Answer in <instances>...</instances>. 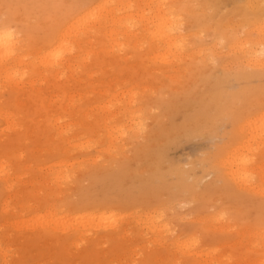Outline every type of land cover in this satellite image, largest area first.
Returning <instances> with one entry per match:
<instances>
[{"label": "rangeland", "instance_id": "374dc122", "mask_svg": "<svg viewBox=\"0 0 264 264\" xmlns=\"http://www.w3.org/2000/svg\"><path fill=\"white\" fill-rule=\"evenodd\" d=\"M96 1L0 0V27L13 34L18 52L0 65V264H211L225 254L231 258L224 264H264V193L243 190L232 199L216 188L207 194L201 186L213 174L201 165L198 185L193 172H164L190 168L199 158L207 163L232 127L264 110V74L252 75L250 98L238 118L218 124L217 138L204 132L170 147L162 139L193 112L191 99L212 114V105L201 104L209 98L227 102L220 90L236 91L243 84L235 81L240 72H253L246 62L231 61L227 50L234 34L242 38L245 30L237 14L228 12L232 0L214 11L206 0H191L176 12L192 48L177 64L149 56V40L137 21L133 33H114L121 50L108 47L107 25L77 40L83 43L71 54L88 53L74 68L40 64L69 15ZM249 31V39L256 37ZM137 120L145 123L142 132L135 129ZM256 151L251 164L259 167ZM160 172L155 179L163 190L141 188L150 173ZM179 188L178 198L162 197ZM101 205L114 207L117 232L112 224L101 228L87 219L107 211Z\"/></svg>", "mask_w": 264, "mask_h": 264}, {"label": "bare ground", "instance_id": "6f19581e", "mask_svg": "<svg viewBox=\"0 0 264 264\" xmlns=\"http://www.w3.org/2000/svg\"><path fill=\"white\" fill-rule=\"evenodd\" d=\"M222 1L223 0H206L205 3L206 6L210 4V10L214 11L219 9L217 8L219 6L217 4ZM232 2L234 5L228 12L237 14V17H239L238 25L242 26L245 30L242 38H239L237 34H234V39L232 38L233 40L228 42L227 50L228 52L231 51L233 53L230 57L231 61L235 60L240 63L246 62L247 65L252 66L254 70H252L253 72L239 71L240 74L238 72L239 78L235 79V81L243 84L237 86L236 91H230L228 89L220 90L227 99V102L221 103L217 98H209L207 104H201L204 108L208 105H212V114L205 113L200 108L197 100L191 99L190 101H195L192 103L193 112L191 114L193 115H185L182 123L175 126V128L170 131L171 135L162 138L163 141L169 143L167 147H170V145L181 137L196 138L197 134H204V132L210 133L217 138L218 124H223L228 120L233 122L234 118H238L242 112L241 104L247 102V99L250 98V93L247 92L250 90L246 89V87H248L247 84L249 78H252L253 76H256V78H262L264 74L263 70H261L264 68V64L260 59L264 56V0H243V2H236V0H232ZM94 3L83 12H80L79 10L73 11L77 14L72 13L69 15L70 19L67 21L66 25L64 24L65 26L58 34L55 41H51V44L48 45L50 48L45 50L43 55L39 57L40 62H38L40 64L46 63V65L49 64L51 67L53 65H64L67 69L69 67L72 69L75 64L80 63L78 60L84 58L88 53L86 52V54H83L84 56L80 54H71L75 46H79L83 43V41L80 43L77 40L81 39L82 35L84 36L85 33H94L95 30H98L101 33V29L107 25L111 26L105 30L110 39V41H108V47L114 46L121 50L122 48H119L121 47V42L118 41L117 38H114V33L115 35H120V37L123 35L117 28H122V30H124V34L133 33L135 30L134 23L136 21L140 22L141 27L145 32V37L149 40V46L147 49L149 51V56L151 55L152 58H160L164 63L174 61L175 63H173L177 64L181 55L187 54L188 56V51L190 52V49L192 50L189 46L191 39L189 38L188 40H185V35L180 29L181 18L180 15L176 13L182 12V8H186L190 5L191 0H135L134 3L131 2V0H98V2L96 1V3ZM161 5L166 6L167 8H161ZM145 8H148V10L145 11ZM201 10L203 9L201 8ZM230 18L232 19V17ZM235 22V24H237V21ZM228 23L230 25V22ZM250 28L253 32L255 31L257 35L256 37L249 39L247 35L250 32ZM232 30H234V28ZM12 35L13 34L9 30L4 27H0V65L2 64L1 58L8 59L13 55L17 56V47L15 46L14 37ZM189 35L192 36L193 34L191 33ZM70 37L72 40L68 46L67 43H69L68 39ZM146 42L148 43V41ZM193 52L195 53L194 50ZM65 55L66 57H64ZM25 59L27 58H20L19 60L24 61ZM228 61L231 63L230 60ZM225 62L227 63V61ZM4 73L5 77H7V68H5ZM235 102L240 105H234ZM128 117V119H130V115ZM103 126L106 127L105 125ZM247 126H249L248 131L245 130ZM112 127L114 126L109 124L105 130L109 137H111L110 135L113 131H115L112 130ZM144 127L145 123L143 121L137 120L135 122V129L140 132L143 131ZM119 129L120 128H117L116 130ZM225 139L227 140L220 145L218 144L219 141L216 143L214 142L217 145L215 146V150L212 151V155L208 157L207 163H204L206 159L205 157L199 158L189 163L191 166L190 168L184 169L183 167H174L164 172H168L169 174H178L182 177L193 172V175L195 176L194 181L198 185L201 184V177L195 173L197 165H201V169L205 173L213 174V178L201 186V188L205 189L204 192H207V194L216 188L217 190L222 189L225 194L232 199L238 198V196L243 193V190L254 189L255 191H259L263 194L264 185H261V182L264 184V110L253 116V118H248L244 123L232 127ZM251 141L252 143L249 144ZM252 144L257 145L253 146ZM253 150H257L256 152H258V160L260 163L259 167L251 164ZM155 173H150L151 176L148 179V183L142 185L141 187L143 189H150L147 190L150 193H154V189H164L162 183L155 179L160 178L163 172H160V176H157ZM255 175H257L258 179L261 180L259 185L258 182H252L254 180L253 176ZM253 183L258 186H255ZM140 192L142 193L141 189ZM182 192L183 190L181 188L177 190L168 189L163 192L162 197L175 199L181 196ZM98 207L107 211H98L96 216L91 215L87 219L92 222L98 221V226L101 228L105 225L111 226V224V227H114V221L118 220L115 217V214L111 211L114 207H108V205H101ZM75 213H79V211ZM105 213L108 215H104ZM220 214V212H217V215ZM156 219L159 220V216ZM119 228L120 226L114 227V230H116L115 232H117ZM261 239L262 235L259 233L258 240ZM176 241L177 240H174L172 242L175 243ZM195 255L196 254L189 256L195 258ZM230 258L229 254H225L221 258H214L211 264H224L225 262H228ZM260 261L264 262V255L260 256Z\"/></svg>", "mask_w": 264, "mask_h": 264}, {"label": "snow or ice", "instance_id": "6c2138e0", "mask_svg": "<svg viewBox=\"0 0 264 264\" xmlns=\"http://www.w3.org/2000/svg\"><path fill=\"white\" fill-rule=\"evenodd\" d=\"M5 20H7V17H5Z\"/></svg>", "mask_w": 264, "mask_h": 264}]
</instances>
